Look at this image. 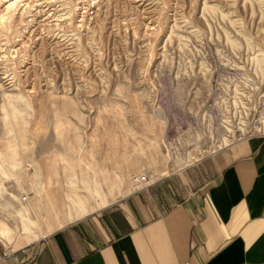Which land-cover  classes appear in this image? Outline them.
I'll return each instance as SVG.
<instances>
[{
	"label": "rangeland",
	"instance_id": "1",
	"mask_svg": "<svg viewBox=\"0 0 264 264\" xmlns=\"http://www.w3.org/2000/svg\"><path fill=\"white\" fill-rule=\"evenodd\" d=\"M262 134L264 0H0V198L21 200L14 214L33 220L24 204L52 186L77 218L146 187L136 175L152 190Z\"/></svg>",
	"mask_w": 264,
	"mask_h": 264
},
{
	"label": "crops",
	"instance_id": "2",
	"mask_svg": "<svg viewBox=\"0 0 264 264\" xmlns=\"http://www.w3.org/2000/svg\"><path fill=\"white\" fill-rule=\"evenodd\" d=\"M149 186L77 218H63L51 205L52 186L41 188L24 204L38 237L16 249L0 240V264L264 262V134L236 139ZM7 199L0 198V224L12 211L18 226L10 218L7 225L19 236L14 213L22 202Z\"/></svg>",
	"mask_w": 264,
	"mask_h": 264
},
{
	"label": "bare ground",
	"instance_id": "3",
	"mask_svg": "<svg viewBox=\"0 0 264 264\" xmlns=\"http://www.w3.org/2000/svg\"><path fill=\"white\" fill-rule=\"evenodd\" d=\"M0 168H1V162H0ZM4 174L5 175H8V172L7 171H4ZM109 184H110V187L115 188V187H117L120 184V180H118L117 178H112L110 180V183ZM139 186H141V184H135L133 186V188L134 189H136V188L138 189ZM140 188H142V187H140ZM26 199H27V197H26ZM19 221H20L19 224H21V231H22L23 235H26L25 237H22V241L20 242V245H24V241H27V242L28 241L29 242L34 241L36 239L35 237L38 235L37 234L38 232L36 230H33L32 227H31L33 220H29L28 221L27 215L24 214V213H22V214L20 213V215H19ZM0 231H1L0 232L1 234H5L7 236V238H10V235L7 232H12V231H11V229L9 227L0 228Z\"/></svg>",
	"mask_w": 264,
	"mask_h": 264
},
{
	"label": "built area",
	"instance_id": "4",
	"mask_svg": "<svg viewBox=\"0 0 264 264\" xmlns=\"http://www.w3.org/2000/svg\"><path fill=\"white\" fill-rule=\"evenodd\" d=\"M243 138V137H242ZM240 139V138H238ZM149 175L147 174H140V175H136L134 177V181L135 183L141 184V186H147V182L149 180ZM23 199H26V197H24ZM242 264H264V262H243Z\"/></svg>",
	"mask_w": 264,
	"mask_h": 264
}]
</instances>
